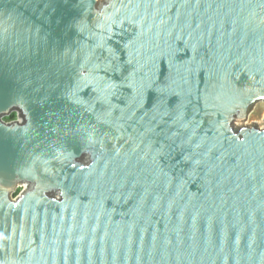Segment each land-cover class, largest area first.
Returning a JSON list of instances; mask_svg holds the SVG:
<instances>
[{
	"label": "water",
	"instance_id": "95a60500",
	"mask_svg": "<svg viewBox=\"0 0 264 264\" xmlns=\"http://www.w3.org/2000/svg\"><path fill=\"white\" fill-rule=\"evenodd\" d=\"M257 103L264 0H0V264H264Z\"/></svg>",
	"mask_w": 264,
	"mask_h": 264
},
{
	"label": "rangeland",
	"instance_id": "374dc122",
	"mask_svg": "<svg viewBox=\"0 0 264 264\" xmlns=\"http://www.w3.org/2000/svg\"><path fill=\"white\" fill-rule=\"evenodd\" d=\"M104 1L105 0H99V4ZM245 124L247 126L256 125L258 128L264 127V103H257L251 108ZM12 198L15 197L12 195Z\"/></svg>",
	"mask_w": 264,
	"mask_h": 264
},
{
	"label": "trees",
	"instance_id": "16d2710c",
	"mask_svg": "<svg viewBox=\"0 0 264 264\" xmlns=\"http://www.w3.org/2000/svg\"><path fill=\"white\" fill-rule=\"evenodd\" d=\"M15 119V115L11 114L9 117L5 118V120H14Z\"/></svg>",
	"mask_w": 264,
	"mask_h": 264
}]
</instances>
